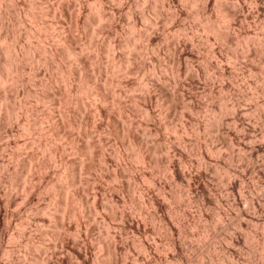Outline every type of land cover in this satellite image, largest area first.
<instances>
[{
    "label": "bare ground",
    "instance_id": "bare-ground-1",
    "mask_svg": "<svg viewBox=\"0 0 264 264\" xmlns=\"http://www.w3.org/2000/svg\"><path fill=\"white\" fill-rule=\"evenodd\" d=\"M12 1H17V3L20 2L19 4L21 5V7L26 6L25 8H27L23 9V7L18 9V17L15 20L14 17H16L17 15L14 14L15 16L13 17V22L8 19L10 17L4 18L7 17V15H2V11L4 10L2 6H4L7 2L12 5L10 3ZM16 1L7 0V2L5 3L3 2V0H0V58L3 59L0 60V109L2 110L0 111V134L1 131L3 132L4 130H9L16 118L19 117V120L21 121L20 116H22L23 123L20 124V128H22L21 132L24 133V136H28V138L30 139H26L31 142L24 147H28L30 149L31 155L29 159L27 158L28 161L26 164H24L26 160L21 161V164H24L26 167L25 169V167L23 166L24 170H26V172H23V174L25 173L26 176H23V178L21 175L22 179L21 183L19 182L20 185L18 184V182L15 183L16 181H20L16 180L20 179L19 177L15 179L16 176L14 174L16 169L14 170V167L12 169L6 167H10L13 163L6 166L0 165V184H3V187L0 186V264H73L74 261H72L73 259H71L73 256L77 259V264H128L129 258H131L130 260H132L133 258L135 261H132L136 262L137 264H156V262L160 263L161 260L165 261L167 264H173L174 262L181 264L183 262L189 263L191 262V259L188 258V255L195 250V252H199V254H201V257L202 255L205 256V250L202 249L203 246L200 247L199 243L201 241L203 242V244H205V240L203 239H205L206 231L205 223L203 225L201 224L202 226L199 225L201 228L200 230L199 227H196L197 224L196 226L193 225L197 223L196 221H193L194 223H192L189 220L190 214L188 212V207L192 205L198 206L197 208L200 209V215L203 218V216L206 214L205 205H207L208 202L209 204L211 203V201H208L211 199H206L208 197L210 198L211 196L215 197V199H212L215 202H212L217 204V208L220 210L219 214L221 218L220 216L218 218H220L222 222V224H220L222 226L223 234V250L227 253L226 255H228L227 257L226 255H224L225 257H223L220 264H239L237 261H235V259L237 256L239 257V255L236 253L241 252L238 251L236 253H231V251L234 245L236 243L238 244L240 237H243L242 244L243 242H245L251 245V254L258 252L259 248H257L256 245L260 244L261 242L257 243L255 238H257L256 236H258L259 234V232L258 234H256L258 228L260 229V226H262L263 224H261L260 226H258L259 224L254 226L255 224H253V221L255 220L254 215L256 216V211L259 209H257L256 207L257 203L255 204L254 201H251L252 198H250L251 200L248 199L250 200L248 201L249 203L247 201L246 204L245 202L243 203V201H245V198H242L243 196H241V190L239 193L237 188L242 189V187H244V184L246 182L244 181V179L246 178V175L250 177L254 176L255 179L257 177L258 181L259 179L261 181L264 180V156H257L260 153L264 154V143H261L260 140V142L255 141V133L257 132L255 128L256 126H254L249 115L246 114L247 111L240 105V99L242 97L240 98L239 96L235 98L234 96L236 95H232L234 99L230 98V92H232L231 89L234 88L232 86L234 75L232 74V80V76L231 79L229 78V74L231 72L228 73L230 64L229 66L223 65V63L217 58V60L221 62V64L217 62L221 66L219 67L220 70L217 72H219V77L223 81L222 82L220 80L222 85L219 89L222 96L217 93L219 98H221L217 100V96H215V94L213 95L215 91L212 92V89L209 88V90L207 89L208 93L206 95L207 101H199V91H201V89L205 91L206 87L204 83L205 80L202 77L206 76L205 71L196 72L198 68L193 71L194 68L192 67V64H195V61H198V58L204 59L205 56H197V45H195L193 41L194 38L191 40L187 37V34L189 33L186 32L188 31V26L186 24L189 23V20H191V22L192 20H194V26L192 27V23L190 24L191 26L189 25L191 27V30H194L193 32L196 33L198 31H201L207 35V39H209V37L211 39L212 37L213 41L216 42L215 44H219L221 46L220 49L223 48V52H226V55L222 54L226 58L225 61H229L230 57L235 61H238L241 58H257L258 55L262 53L260 52V49L256 47L259 46L260 40L256 41V38L251 39V37H249V23L253 21L252 23L255 24L254 21L257 22L260 19V15H264L262 14V11H264V6L262 5L264 4V2L262 1L264 0H236V2H234L235 0H157L156 2H153L151 0L153 4H151V8L153 7V11L157 12L159 10H157V7H161V9L165 10H162L160 13L158 11L161 20H158L156 22H153L150 20L151 18H148L149 13H141L140 17L137 15L141 11L137 13V11H135V8L140 6L141 1L143 2V4L148 2V0H140V3L137 2L134 5L131 4V6H128L127 13H124L127 14L128 18L130 17L132 19V21L130 22L131 24L128 22L130 28L128 26V23L126 22L128 27V30L126 29L127 31H120L119 29L121 27L118 28L119 25L117 24V21L115 19L116 14L122 11V7L119 8L115 6L116 1H119L121 3V1L123 0H115L114 4H112V0H81V8L78 6L80 8L78 11L79 13L76 9H74L76 11L71 12L72 5L69 6L71 4L69 2H73L72 0L66 2L69 3L68 6L70 10L67 8L68 6L65 8L66 3L63 2L64 0H55V2L57 1L56 4H51L50 8L48 6L49 9L41 11L42 14L46 15V17H53V21H57V23L55 24L59 25V27L61 28V32L59 33L60 36L57 35V37H59L57 42L59 41V43H55L58 44L57 46L52 43V46H54H51V48L49 47V49H42L41 46L44 45L43 43L40 46L41 49L37 47L33 48L34 50H41L40 53L38 52L40 55L41 53H43L44 56L46 54V57L43 60V64L47 66V68L49 67L48 69L51 68V70H53V75L55 76L51 75V81L48 82L47 80L49 79L46 80L48 83L43 82L42 78L41 80H39L40 78L36 80V78L40 75V68L38 65L42 63H38V61H36L39 57L34 60V62H36L35 66L33 64V67L30 65V68L32 70L30 71V74H32L33 72V77L32 75L30 77L29 75H26L28 77L25 76V69L23 64L26 61L28 54L31 53L32 47L31 45H27L26 43L24 44V40L26 42H30L31 39H35L38 36L41 37V35H43L41 31L44 32V30L40 31V29L44 25L41 26L43 24L42 23L39 30L36 28H27V25H30L28 24L29 22L27 21V19L31 18L28 16H32L33 14L28 10L31 3L28 4L26 0ZM158 1L160 3H158ZM86 4L89 8L88 12H90V15L86 13V15L88 14L87 17L84 16L83 12L85 9H87ZM250 4H254L255 6L251 7L249 6ZM13 5L14 7L16 6L15 3H13ZM6 10L7 8L5 6V11ZM211 10H215L214 12L217 13L216 17L213 16L215 13L213 14ZM109 11L111 12L109 13ZM74 12H77V14H74ZM163 12H166L165 17L164 15L162 17ZM156 14L155 16L158 15ZM67 19H70L69 21L72 20V23H70L73 25H71L73 28H69V22L66 23L64 21H67ZM139 19L142 20V22L143 20L145 22L147 21L146 25H144L145 27L143 26L144 30H141V32H138V25H140ZM152 20L155 21V19ZM161 22L165 23L164 26H166L168 22H171L170 24L171 26H173V30H171L173 32L171 33L170 31V33L168 34L167 31H164L167 35L163 32H160L159 27ZM185 22L187 23L185 24ZM63 23L69 26L66 27V25L64 26ZM93 26H98L99 28L97 27V30L99 29V31H97L96 33H99L103 37H105V39L102 37V39L105 40L103 43H100V40L102 39H100L99 42L97 39V41L95 40V36L97 35L91 34L92 32L90 33V31V34L87 32L90 28H93ZM233 27H237V32L234 33L233 31H231ZM81 29L83 33H85V31L87 30V36L80 33ZM123 29L125 28L123 27ZM75 32L77 34L79 32L81 36H77V34L75 35ZM119 32H121L124 36L123 41L119 38L121 36V33L120 36H118ZM193 34L190 37L194 36ZM43 37L46 36L43 35ZM86 37L87 40H85V42L83 38L86 39ZM258 38L261 37L258 36ZM8 40H11L12 42ZM40 40L41 39H39V41ZM140 40H143L146 44L144 47L142 46L143 49L145 51L149 50L148 52L150 54H153L152 56H154L153 58H150L151 62H148V64L145 63L147 60H143L144 57H142L141 59L142 53L144 52L143 49L139 50V47L137 46V41ZM8 42L9 44H12L9 45ZM202 42L204 41L202 40ZM37 44H39V42ZM37 44L36 46H38ZM196 44L199 45L198 42ZM121 46L126 49V51H124L127 53H125L126 55H123L124 53L121 52V56L119 55L120 57H118V55L115 53L116 50L120 49L119 47ZM164 49L168 52V55L170 57V64L168 63L169 65H163V62L159 59L158 56V54L163 53L161 51ZM33 54L29 55V58L32 57ZM104 54L106 55V58H108L109 56V58H111V61L109 60L111 63L107 66H103L106 65L104 60L103 61L105 64H101V59H103L101 58V56ZM163 55L164 54H162V56ZM33 57L31 58L32 60ZM162 59H164L165 61V58ZM220 59L222 60V58ZM2 61L3 64L6 63V66H2ZM203 61L205 62V60ZM210 63L211 62H209V64ZM225 63H227V61ZM43 64L41 65L44 66ZM262 70L261 75L264 79V71ZM19 71H21L22 73ZM201 72H203V74ZM234 73L236 72L234 71ZM236 74H238V72ZM19 75L21 76V78H19ZM132 75L136 77L138 76L140 78L137 81H135L134 79V81H131L129 80V77ZM243 78L241 79L243 80ZM58 79L60 80V82H63V84H65L66 82L67 90L65 89L64 91V89H58L59 91L57 93L59 94L55 93V95L49 91L52 90V88L55 89L58 87ZM202 82L204 84H202ZM18 83H20L21 87H23V90L21 91V96H23V98H21L22 100L20 99L19 101H17V99H14L15 97H17L15 96L16 93H14V98L11 97L12 92L10 93V91L15 90L14 88L18 85ZM115 84L118 85V88L120 89H118V95H114L116 97H113L112 95L111 98V91H109V88L111 86L113 87V85ZM55 85L57 87H55ZM47 87L49 89L51 88L48 91V94L51 93L48 98L47 92L44 91V93L46 92V95L43 94L41 90V88L43 90L45 88V90H48ZM242 87L244 88L245 86L243 85ZM60 91H64L65 93L63 92L62 94V92ZM134 91H137V94H135ZM132 92L135 95H132ZM138 92L141 93L139 94ZM239 92L241 93L240 90ZM240 93L237 95H240ZM202 95L204 96L205 94ZM90 96L96 97L98 101V105L96 104L97 106L95 105L96 107L94 106V108H96L95 111L98 114L97 116H99L102 120L101 125L98 126L99 128H97L102 132L103 137L101 136V138H99L101 134L98 135L99 137L95 136L97 135V133L95 134V132H93L95 130L92 129L91 131L89 129L90 125L92 124L90 122V118L88 119V116L86 118V115H88L86 113H89L90 116L91 112H89L88 110V112H84L86 109L84 108L86 107L85 103H87ZM44 97L47 99L44 100ZM124 97L127 98H125L127 102L130 101L135 105L130 106V104L125 101ZM231 99L232 101H234L233 103H231L232 101L229 103ZM7 100H11V103L13 102L12 100H16L17 102H14L13 105L10 104V106L7 103ZM46 100H51L57 106L58 110L56 108L54 109L57 110V116L54 113L55 111L52 112L53 114H51V110L49 111L46 108H40L44 107L41 105H45L44 103ZM110 101H113L114 104L111 105L112 108L116 106L115 108L118 109L119 113L118 111L114 112L111 108H109L110 106L107 107V103H111ZM48 103L46 104L48 105ZM39 104L41 105L39 106ZM72 106H75V109L72 108L71 111L69 109ZM261 107V115L264 116V109H261ZM115 108L114 110L116 111ZM80 110H82L81 112H84L86 115L83 116L80 114L81 116H83L82 118H80L81 120H78V118L74 119L73 116L76 117V115L80 113ZM183 110L185 112H181ZM257 110L255 109V111ZM70 111L73 113L75 112L74 115L70 114ZM115 113H118V115H116ZM136 117L142 118L143 122H140V120L139 122L135 121ZM158 117L161 119V121H159ZM85 118L89 121L87 122ZM181 120H183V122L185 123L183 127H179L180 124L178 125L179 121L182 122ZM91 121L94 122V120ZM89 122L90 125L88 124ZM88 129L90 130V132H88ZM74 130L77 131L79 135L76 136L77 133L74 132ZM99 130L97 132H99ZM164 131H166L167 134H173L175 139L172 135L171 136L175 141H172V139H170L167 134H163ZM14 136L15 135H13V137ZM107 136H110V138L113 137L112 139H114L118 144V147L117 149H115L114 153L113 150H111V146V153L108 150L109 148L106 149V142L108 141ZM160 136L162 137V141H165L166 147L161 146L162 144L159 145L160 141L158 142L157 140L161 139L159 138ZM82 137L89 140H82ZM190 137H193V139H190ZM207 137L211 139L214 138L216 140L221 139L224 145L228 146L227 149H231L230 154L225 155L224 153L223 165L226 166L225 169H228V171H226L225 173L226 179H224V181L222 177L220 178V181H223L224 183V188L222 187L223 183L220 184V182H218L223 188L220 191L218 190V188H216L217 186H214L212 183V181L214 180V175L216 176L218 173L217 169H215L216 165H212L214 167H210L208 166V161L214 157L213 155L216 154L221 157L222 152L214 147L209 148V146H207L208 144H206L207 142L204 143L202 141L203 139L205 141ZM1 139L2 137L0 138V143L2 144ZM150 140H152L153 142ZM58 142H61V145H57ZM15 145L18 144L15 143ZM235 145L239 146L240 150L244 152V154H237L238 156L235 155V152H233V147ZM188 150L190 152L194 151L195 156L198 157V160H193V157H191L192 153L188 152ZM67 151H70L72 154L77 156L78 160H68ZM161 153H164V155L166 156H164L163 154L162 156H160ZM219 153L221 154V156ZM226 153H229V151H227ZM25 154L27 155V153ZM48 154L51 158H48ZM113 154L115 155V157L112 156ZM19 156L21 155H13L17 164L20 163ZM163 156L164 158H162ZM216 157L218 156H215V158ZM213 160L216 161V159ZM112 163L114 165L116 163L115 166H117V170L113 169L115 171H111L109 169V166H111ZM236 163H238V166L236 165ZM218 164L221 163L218 162ZM231 165H236L234 166V168L237 167V169L235 168L236 170H231ZM139 167H141V170H143V174L140 177L136 176V178L133 175V172H137V168ZM167 171L168 174L170 172L172 178V182L170 181L171 184H168L169 182L166 181L168 182L167 184L169 186L166 185V182L163 183V181L161 180V176ZM223 172L222 174H224ZM207 178H210L209 181L205 180ZM129 179L134 183L129 181ZM107 183H109L110 186H112V183L113 187H108ZM183 186L185 189L187 188V190H183ZM249 189L251 190V188ZM138 191L142 192L143 196L145 195L148 197V202L153 209V214H151L150 211H148L150 213L147 214V210L143 208L140 201L136 198L137 196L135 195V193H137ZM17 192H19L20 195ZM215 195H217L218 198ZM184 196L185 198L187 196V199H184ZM40 199H43L44 202L46 200L45 205H43L42 203L41 205L39 204V202L42 201H40ZM243 204H245L244 208ZM247 204L248 207H246ZM261 207L263 206L261 205ZM263 209L264 208H262V210ZM23 210H27L26 212H28V214H26V216H24L25 213H23L24 215L22 214V212H24ZM97 212L105 213V224L103 225H106L107 228L110 229V226L112 225L116 226L117 232L115 231L114 235L111 236L109 235L110 233L107 234L109 237H112H110L109 239V237L107 236L108 239L111 240L110 243L106 241L107 238L105 239V236L102 237L99 236V234L97 235L96 233V230L99 227L95 218V214L98 215ZM160 212H166L167 216H159ZM232 213L235 214H233L235 219L234 217H232ZM39 214L42 215L40 216ZM36 215L38 217H42L43 215L45 217L47 216L49 219L46 217L41 218V220H48L49 225L51 222L50 220H55V222H57L56 224L54 221H52L55 223V225H53L56 228L52 225L55 229V231L53 230L52 232V236L55 241L54 244L52 243V241V244H50L49 242V245H51L49 247L50 251L46 250V248L49 246L47 245L43 252V249L41 247L44 246H41L40 244L43 243L42 236L46 234L48 235L51 232H48L47 229V232H45V230L41 228L45 225L41 220L39 221H41L44 225L40 227L41 224H37L39 221L36 222V220H38L37 217H34ZM138 215H144V220L149 219V222L157 221L160 227L158 229L166 230L164 232L167 233V236L169 235L168 243L171 250V255L169 254L168 256V254L166 253L164 257L159 256L157 254L159 248H155L154 244L148 243L146 240V242H144V240L143 242L139 241L140 243L137 244V241L134 240L132 242L130 241L129 243V235L136 234L137 237L138 235L144 237L148 235V232H150L148 231L145 223L147 220L145 222L144 220H140ZM243 216H246V220L248 219L249 221L247 220V222H244V219L242 223L238 222L241 219L243 220ZM34 218H36V220ZM232 218L234 220H232ZM202 221L205 222V220ZM15 222H18L20 224L21 229L17 231V235L15 234L13 236H10L8 231L12 228V226H14ZM220 224L218 225L220 226ZM252 224L254 227L251 226ZM28 226L30 228H34L35 231L31 229L30 230L38 233V235H41L40 237L42 238V240L41 238L39 239L38 237H36L35 233L33 236L31 234H27L28 231L26 230H28ZM233 227H238L239 231L244 230V228L245 230H252L253 234L248 232V235L249 233L250 235L244 236L245 234L243 233H240L241 235H239L238 231V233L235 232L237 233V235L233 234L235 230V228ZM73 228L76 231H74ZM155 228L157 229V227ZM109 229L105 230L108 231ZM232 229L234 230L231 233ZM49 230H51V228ZM72 230L75 233L77 232V235H73V233L71 234ZM155 230L153 231V233L155 232ZM14 232H10V234H14ZM80 233L84 234L82 235L83 238L80 236L82 239H75L78 237V235H80ZM195 236L198 237V241L200 240L198 243L199 247L193 245L194 243L192 244V242H189V239L194 238ZM45 237L46 236H44V238ZM10 239L16 241L14 243L13 241L7 242V244L11 243V246L12 243L14 244L13 248L10 246V248L12 249L8 248L9 244L7 245V247L5 245V242ZM45 240L48 239L46 238ZM93 242L100 245L99 250L103 252H100L101 255L99 253L98 256L96 252L95 253L97 255L95 253H92L95 249ZM262 242H264V239H262ZM46 243L48 244V242ZM21 247L24 252V255L21 254L22 256L17 255V253L20 252L19 250H21ZM96 247L98 248V246ZM262 247L264 248V245ZM133 248H137L138 250H140L139 253L135 254L136 257L131 255L134 252ZM255 248H257L258 250ZM65 249H69L72 252V257L70 258L69 256L71 260L68 258L69 260L65 261L63 257L65 255ZM131 250L133 252H131ZM67 254L68 253H66V255ZM93 254L97 257L93 256ZM229 254L232 258H230ZM241 255H243V253ZM253 256L255 255L253 254ZM94 257L95 259H92ZM251 257L248 262L245 259L248 264L251 263Z\"/></svg>",
    "mask_w": 264,
    "mask_h": 264
},
{
    "label": "rangeland",
    "instance_id": "rangeland-1",
    "mask_svg": "<svg viewBox=\"0 0 264 264\" xmlns=\"http://www.w3.org/2000/svg\"><path fill=\"white\" fill-rule=\"evenodd\" d=\"M16 1V0H15ZM29 1V2H28ZM67 1H69V0H64L63 2H67ZM73 2H69V3H71L70 5H69V3H64L66 6H65V8L69 5V6H71V12L72 11H76L77 10V12L79 11V9L81 8L80 7V5H81V0H72ZM112 1H113V3H112ZM111 1V3L112 4H114V2H115V0H112ZM129 1V2H128ZM136 1V2H135ZM153 2L155 1H157V0H152ZM152 1L151 0H148V2L147 3H145V4H143V2L141 1V3H140V0L139 1H137V0H123V1H121V3L119 2V1H116V4H115V6L116 7H119V8H121L122 7V13L120 12V13H118V14H116V21H117V24L119 25V27L118 28H120L119 30L120 31H125L126 29L128 30V27H127V23L129 22H131L132 21V19L129 17L128 18V16H127V14H124V13H127V9H128V6H131V4L132 5H134V4H136L137 2L138 3H140V6H138L137 8H135V11H137V13L139 12V11H141V12H139L137 15L140 17L141 15V13H149L148 15H149V19L151 20V21H153V22H156V21H158V20H161V17L159 16V13L163 10V9H161V7H157V10L159 11V13H158V11L156 12V11H153L152 10V8H151V6L153 5L152 4ZM3 2H7V0H3ZM9 2V1H8ZM2 3V4H5L4 6H2V8H4V10L2 11L3 13H2V15H4V16H6L7 15V17H4V18H8V17H10V18H8L9 20H11L12 22H13V19L15 18V20H16V18L18 17V13H19V11H18V13H17V10L18 9H20V8H23V7H21V5L19 4L20 2H18L17 3V1L16 2H10L12 5H10L9 3ZM26 2L28 3V4H30V8L28 9L29 11H31L33 14H32V16H28V17H31V18H29V19H27V21L29 22L28 24H30V25H27V28H36V29H38L39 30V28H40V25L41 26H43V27H41V29H40V31L41 30H44V32L43 31H41L42 32V34L44 35V36H46V37H43V35H41V37L40 36H38V37H36L35 39H31L30 40V42L28 41V42H26L25 40H24V44L26 43L27 45H31V47H32V50H34L33 48H35V47H37V48H39V49H49V47L51 48V46H52V43L54 44V45H58V44H55V43H59V41L57 42V40H58V38L59 37H57V35L58 36H60L59 35V33L61 32L60 31V27H59V25H57V24H55V23H57V21H53V17H49V16H47L46 17V15L45 14H42V11H45V10H47V9H49L50 8V6H51V4L53 5V4H56V2H55V0H26ZM118 2V3H117ZM234 2H236V0L234 1ZM262 2H264V1H262ZM13 3H15V7H16V11H15V7H14V5H13ZM79 3V4H78ZM158 3H160L159 1H158ZM252 3V2H251ZM50 4V5H49ZM121 4V5H120ZM130 4V5H129ZM144 6H143V5ZM152 4V5H151ZM9 5V6H8ZM35 5V6H34ZM42 5H43V7H42ZM76 5V6H75ZM118 5H120V6H118ZM124 5V6H123ZM127 5V6H126ZM253 5V6H252ZM263 6H264V4H262ZM5 6H6V8H7V10L5 11ZM17 6H18V8H17ZM39 6V7H38ZM48 6H49V8H48ZM69 6L67 7L68 9H69ZM80 8H79V7ZM86 6H87V4H86ZM110 6V5H109ZM126 6V7H125ZM150 6V7H149ZM158 6H159V4H158ZM161 6V5H160ZM249 6H251V7H254L255 5L254 4H250ZM26 7V6H25ZM23 8V9H27V8ZM76 7V8H75ZM135 7H136V5H135ZM146 9H145V8ZM46 8V9H45ZM72 8H73V10H72ZM87 9H85L83 12H84V16H88V14L90 15V12H88V10H89V8H88V6L86 7ZM148 8V9H147ZM14 9V10H13ZM74 9H76V10H74ZM152 11H150V10ZM161 9V10H160ZM42 10V11H41ZM70 10V9H69ZM87 10V11H86ZM111 10V9H110ZM193 10V9H192ZM212 10H213V8H212ZM211 10V12L214 14L215 12V10L214 11H212ZM126 11V12H125ZM163 11H165V10H163ZM6 12V13H5ZM11 12V13H10ZM35 12V13H34ZM77 12H74V14H77ZM111 11H109V13H110ZM151 12V13H150ZM264 11H262V14H264L263 13ZM7 13H9V14H7ZM79 13V12H78ZM86 13H88L87 15H86ZM154 13V14H153ZM158 15H157V14ZM166 13V12H165ZM165 13L163 12V14H162V17H163V15H164V17H165ZM17 15L16 17H14L15 15ZM31 14V13H30ZM120 14V15H119ZM155 14L157 15V16H159V17H157V16H155ZM45 15V16H44ZM147 15V16H148ZM216 15H217V13H215L213 16L214 17H216ZM119 16V17H118ZM261 16H262V18H261ZM14 17V18H13ZM36 19H35V18ZM39 17V18H38ZM43 17V18H42ZM128 19H127V18ZM43 19V20H41V19ZM125 18V19H124ZM156 18H157V20H156ZM131 19V20H130ZM152 19H155V21L154 20H152ZM34 20V21H33ZM47 20H48V22H47ZM70 19H67V21L66 20H64L66 23H68V24H70V26L69 25H67V24H64V26L66 25V27L67 26H69V28L71 27V28H73L72 26V20L71 21H69ZM122 22H121V21ZM126 20V21H125ZM140 20V19H139ZM115 21V22H116ZM259 21V22H258ZM257 22L256 21H254L255 22V24L254 23H252V22H250L249 23V31H250V35H249V37H251V39H255L256 38V41L257 40H260L259 42L261 43H259V46H256L257 48H259L260 49V52H262V53H260L259 55H260V57H259V55H258V57L256 58H248V59H240V60H238V61H235L233 58H229L230 60L228 61V60H226L227 61V63H225L226 61H225V56L224 55H226L225 53L226 52H223V50L222 49H220L221 48V46L219 45V44H215L216 42H214L213 41V39H212V37H211V39H210V37H209V39H207L206 37H207V35L206 34H204L203 32H201V31H198V32H193L192 30H191V25H192V27L194 26V20H192V22H191V20H189V23H187V22H185V24L188 26V27H190V28H188L187 27V30L188 31H186L187 33H189V34H187V37L189 38V39H193V41H194V43H195V45H197L196 46V50L198 49V54H197V56L198 57H202V56H205L204 57V59L203 58H198V61H195V64L193 63L192 64V67L194 68L193 69V71H195L197 68H198V70L196 71V72H200V71H205V76L206 77H202V78H204V80H205V85H206V87H205V91L203 90V89H201V91H199V93L201 94H205L204 96L201 94H199V101H207V97H206V95H207V93H208V90H209V88L210 89H212V92H214L213 93V95L215 94V96H217L216 97V99L217 100H219L220 98H219V96H218V94H220V96H222L221 95V93H220V88H221V85H222V83H221V81H222V79H220V77H219V72H217V71H219L220 69H219V67H221L220 66V64H221V62L223 63V65H228L229 66V64H230V66H229V69H228V73H230L229 75H230V79H231V76H232V80H233V75H234V81L232 82V86L234 87V88H232L231 89V91L232 92H230V95H231V97L230 98H232V99H234V97L236 98V97H239L240 96V105H241V107L242 108H244L247 112H246V114H248L249 115V117L251 118V120H252V122H253V124H254V126H256L255 128H256V133L258 134H256L255 133V141H258V142H260L261 141V143H264V116H262L261 115V111H260V107H261V109H264V79H263V76L261 75V70L262 71H264V15H260V19L258 20ZM15 22V21H14ZM38 22V23H37ZM71 22V23H70ZM127 22V23H126ZM145 21L143 20V22H142V20H140L139 21V24L140 25H138V27H139V31L138 32H141V30H144V25H146V22L144 23ZM149 22V21H148ZM152 22V23H153ZM38 25H36V24ZM45 23V24H44ZM47 23H48V25H47ZM129 23H128V26H129V28H130V25H129ZM171 23V22H170ZM169 22H168V24L166 25V26H164V24L165 23H162L161 22V24L163 25H161L160 24V32H163L164 34H166L164 31H167V33L169 34L170 33V31H171V33L173 32L172 30H173V26H171V24H170ZM192 23V24H191ZM53 24V25H52ZM131 24V23H130ZM142 24V25H141ZM173 24V23H172ZM191 24V25H190ZM253 24V25H252ZM257 24V25H256ZM35 25V26H34ZM55 25H57V26H55ZM72 25V26H71ZM121 25V26H120ZM125 25V26H124ZM190 25V26H189ZM33 26V27H32ZM144 26V27H143ZM256 26V27H255ZM259 26H261V27H259ZM38 27V28H37ZM48 27V28H47ZM97 27L98 26H93V28H90L87 32L89 33V31H90V33L91 34H94V35H97V36H95L96 38H95V40L97 39L98 40V42H99V40L100 39H102V35L101 34H97L96 32L97 31H99V29L97 30ZM123 27L125 28V29H123ZM165 27V28H164ZM172 27V28H171ZM250 27H252V28H250ZM43 28V29H42ZM99 28V27H98ZM141 28H143V29H141ZM168 28V29H167ZM234 28V29H233ZM232 29H231V31H233L234 33L235 32H237V27H233ZM256 28H257V30H256ZM261 28V29H260ZM88 29V28H87ZM166 29V30H165ZM170 29V30H169ZM172 29V30H171ZM260 31H259V30ZM17 30H18V28H17ZM57 30V31H56ZM126 30V31H127ZM191 30V31H190ZM253 30V31H252ZM85 31V33H83V31H82V29H81V31H80V33L82 34V35H85V36H87V32ZM255 31H259L258 33L257 32H255ZM23 32V31H22ZM46 32V33H45ZM51 32V33H50ZM195 33V34H193V33ZM255 32V33H254ZM53 33V34H52ZM58 33V34H57ZM80 33L78 32V34L75 32V35L77 34V36L78 35H80ZM89 33V34H90ZM120 33L121 32H119V35L118 36H120ZM257 33V34H256ZM48 34V35H47ZM194 35V36H192V37H190L191 35ZM197 34V35H196ZM253 34H255V35H253ZM167 35V34H166ZM200 37H199V36ZM205 35V36H204ZM259 37H261V38H258V36ZM262 35H263V37H262ZM81 36V35H80ZM79 36V37H80ZM85 36H83V37H85ZM101 36V37H100ZM253 36H255V37H253ZM43 37V38H42ZM56 37H57V39H56ZM100 37V38H99ZM123 34L121 33V36L119 37L120 39H122V41H123ZM47 38V39H46ZM49 38H50V40H49ZM104 39H105V37H103ZM39 39H41L40 41H39ZM44 41H43V40ZM104 39H102V40H100V43H103L105 40ZM119 39V40H120ZM198 39V40H197ZM201 39V40H200ZM45 40H46V43H45ZM53 40V41H52ZM56 40V41H55ZM83 40L85 41V40H87V37H86V39L85 38H83ZM96 40V41H97ZM197 40V41H196ZM202 40L204 41V42H202ZM206 40V41H205ZM8 41H11V40H8ZM48 41V42H47ZM208 41V42H207ZM12 42V41H11ZM10 42V43H11ZM39 42V44H37ZM41 42V43H40ZM86 42V41H85ZM199 43V45L198 44H196V43ZM202 42V43H201ZM206 42V43H205ZM212 42V43H211ZM34 43V44H33ZM42 43L44 44V45H42ZM84 43V42H83ZM204 43V44H203ZM214 43V44H213ZM7 44V43H6ZM8 44H9V42H8ZM12 44V43H11ZM11 44H9V45H11ZM36 44L38 45V46H36ZM203 44V45H202ZM42 45V46H41ZM53 45V46H54ZM146 44L144 43V41L143 40H140V41H137V46L139 47V50L141 49H143V47L145 46ZM205 45V46H204ZM216 45V46H215ZM40 46H41V48H40ZM43 46H45V47H43ZM52 46V47H53ZM141 46V47H140ZM143 46V47H142ZM198 46H199V48H198ZM215 46V47H214ZM30 47V46H29ZM60 47V46H59ZM122 47V46H121ZM121 47H119L120 49H117L116 50V53L115 54H117L118 55V57H120L121 56V54L122 53H124L123 55H126L125 53H127V52H125L126 51V49H124L123 47V49L121 48ZM202 47V48H201ZM205 47V48H204ZM209 47V48H208ZM219 49H218V48ZM263 48V49H262ZM146 49V48H145ZM31 50V53H29L28 54V57H27V59L29 58V55H31V54H33L32 55V57H33V60L31 59L32 57H30L28 60L26 59V61L24 62V73H25V76L26 75H29V77L32 75V77H33V72H32V74H30L31 72L30 71H32L31 70V66L33 67V65L35 66V64H36V62H34V60H36L38 57V59L36 60V61H38V63L40 62H42L41 64H43L44 63V58L46 57V54H45V56H44V54L43 53H41V55L39 54L40 52H41V50L39 51V50H34V51H32ZM118 50H120V51H118ZM122 50V51H121ZM125 50V51H124ZM138 50V51H139ZM200 50V51H199ZM209 50V51H208ZM211 50H212V52H211ZM220 50V51H219ZM222 50V51H221ZM124 51V52H123ZM147 51V52H146ZM144 50L143 49V52L145 53H142V56H141V59H142V57H144L143 58V60H147L146 62L145 61H143V62H145L146 64H148V62L150 63L151 61H150V58H153L154 56H152L153 54H150L148 51L149 50ZM203 51V52H202ZM37 52V53H36ZM39 52V53H38ZM120 52V53H119ZM122 52V53H121ZM161 52H163V53H160V54H158V56H159V59L163 62L162 64L163 65H169L170 63H169V60H170V57H169V55H168V52L164 49V50H162ZM199 52H200V54H199ZM213 52H214V54H213ZM167 53V54H166ZM210 53V54H209ZM218 53H221V54H218ZM38 54V55H37ZM149 54V55H148ZM162 54H166L165 56L163 55L162 56ZM205 54V55H204ZM222 54H224V55H222ZM263 54V55H262ZM36 55V56H35ZM40 55V56H39ZM120 55V56H119ZM123 55H122V57H123ZM144 55V56H143ZM214 55V56H213ZM218 55V56H217ZM224 57H222V56ZM104 56V57H103ZM109 56V55H108ZM107 56V57H108ZM0 57H1V54H0ZM36 57V58H35ZM43 57V58H42ZM110 57V56H109ZM106 58V55L104 54V55H102L101 56V58H103V59H101L102 61H101V64L103 65V64H105L106 63V65H103V66H107V65H109L111 62V58ZM147 57H148V59H147ZM35 58V59H34ZM42 58V59H41ZM106 58V59H105ZM162 58H165V61H164V59H162ZM169 58V59H168ZM217 58L221 61H219V60H217ZM220 58H222V60L220 59ZM260 58V59H259ZM108 59V60H107ZM200 59V60H199ZM205 60V62L203 61V60ZM233 59V60H232ZM255 59V60H254ZM0 60H3V59H1L0 58ZM32 60V61H31ZM40 60H42V61H40ZM105 61V63H104V61ZM107 60V61H106ZM110 60V61H109ZM168 60V61H167ZM202 60V61H201ZM224 60V61H223ZM47 61H48V59H47ZM244 61V62H243ZM32 62V63H31ZM201 62V63H200ZM204 62V63H203ZM209 62H211L210 64H209ZM217 62H219L220 64H218ZM237 64H236V63ZM30 63V64H29ZM169 63V64H168ZM225 63V64H224ZM246 65H245V64ZM1 64H3V61L1 62ZM33 64V65H32ZM41 64H39L38 66H39V68H40V75L36 78V80H38L39 78V80H41V78H42V80H43V82H45V83H48V82H50L51 81V78H52V76H55V75H53L54 73H53V70H51V68L50 69H48L47 68V66H45L44 64V66H42ZM198 64H200V65H198ZM203 64V65H202ZM206 64V65H205ZM208 64V65H207ZM218 64V65H217ZM249 64V65H248ZM251 64V65H250ZM6 66V63H4L2 66ZM31 65V66H30ZM201 65H202V67L204 68H202L201 67ZM232 65V66H231ZM254 65V66H253ZM1 66V65H0ZM29 68H28V67ZM201 67V70H200V67ZM206 66V67H205ZM247 66H249V67H247ZM256 66V67H255ZM259 66V67H258ZM44 67H46V68H44ZM208 67V68H207ZM237 67V68H236ZM241 67V68H240ZM245 67V68H244ZM232 68V69H231ZM256 68V69H255ZM262 68V69H261ZM30 69V70H29ZM43 69V70H42ZM49 71H48V70ZM203 69V70H202ZM211 69H213V70H211ZM242 69V70H241ZM251 70V71H250ZM254 70H255V72H254ZM258 70V71H257ZM26 71V72H25ZM234 71L237 73L238 72V74H236V73H234ZM248 71V72H247ZM19 72H21V71H19ZM19 72H18V74H19ZM27 72H28V74H27ZM46 72V73H45ZM207 72H209V73H207ZM241 72V73H240ZM22 73V72H21ZM20 73V74H21ZM44 73V74H43ZM51 73V74H50ZM167 73V72H166ZM202 74H203V72H201ZM244 73V74H243ZM247 73V74H246ZM249 73V74H248ZM253 73H255V74H253ZM259 73V74H258ZM48 74V75H47ZM211 74V75H210ZM233 74V75H232ZM22 75V74H21ZM52 75V76H51ZM236 75V76H235ZM241 75V76H240ZM244 76V78H243V76ZM255 75V76H254ZM18 76V75H17ZM20 76V75H19ZM43 76V77H42ZM49 76H51V77H49ZM239 76V77H238ZM246 76V77H245ZM26 77H28V76H26ZM45 77H47V78H45ZM131 77V78H130ZM129 77V80H131V81H137L140 77H136V76H134V75H132V76H130ZM136 77V78H135ZM215 77V78H214ZM218 77V78H217ZM238 78V79H236V78ZM259 77V78H258ZM19 78H21V76L19 77ZM24 78V77H23ZM54 78V77H53ZM241 78H243V80L241 79ZM45 79V80H44ZM47 79H49V80H47ZM56 79V78H55ZM134 79V80H133ZM215 79V80H214ZM48 82H47V81ZM221 80V81H220ZM238 80V81H237ZM253 80V81H252ZM212 81V82H211ZM229 81H231V80H229ZM58 82H60V80L58 79ZM57 82V86L55 85V87H57V88H52V90H50L48 87H47V89L48 90H43L42 88H41V90H42V92H43V94H46V92H47V94L49 93V92H51L52 94H59V93H57L60 89H64V91H65V89H66V86H67V84H66V82H65V84H63V82H60V83H58ZM202 82V84H204ZM223 82V81H222ZM241 82H243V83H241ZM252 82V83H251ZM254 82H256V83H254ZM62 83V84H61ZM212 85H211V84ZM238 83V84H237ZM32 84V83H31ZM60 84V85H59ZM253 84V85H252ZM245 86L244 88L242 87V86ZM16 86V85H15ZM62 86V87H61ZM115 86V87H114ZM117 86V87H116ZM211 86H213V87H211ZM54 87V86H53ZM59 87H61V88H59ZM65 87V88H64ZM119 86L118 85H113V87L111 86L110 88H109V91H111V98H112V95H113V97H116V96H114V95H118V89H120V88H118ZM216 87H218V88H216ZM20 90H19V89ZM23 87H21V85H20V83H18V85L14 88L15 90H13V91H10V93L12 94V96L11 97H13L15 94L14 93H16V95L15 96H17V97H13L14 99H17V101H19L21 98H23V96H21L22 95V89ZM241 88V89H240ZM59 89V90H58ZM111 89H114V90H111ZM115 89H117V90H115ZM208 89V90H207ZM236 89V90H235ZM259 89V90H258ZM16 90H18V91H16ZM50 90V91H49ZM54 90H57V91H54ZM67 90V89H66ZM235 90V91H234ZM239 90L241 91V93L239 92ZM243 90V91H242ZM262 90V91H261ZM44 91H46L45 93H44ZM49 91V92H48ZM63 91V92H64ZM113 91V92H112ZM116 92V94H115V92ZM204 91V92H203ZM249 91V92H248ZM257 91H258V93H257ZM260 91V92H259ZM41 92V91H40ZM60 92H62V91H60ZM63 92H62V94H63ZM236 92V93H235ZM1 93V92H0ZM10 93H9V96H10ZM19 93V94H18ZM50 93V94H51ZM65 93V92H64ZM66 93H67V91H66ZM110 93V92H109ZM114 93V94H113ZM134 93L135 94H137V91H134ZM133 92H132V95L134 94ZM139 94L141 93V92H138ZM218 93V94H217ZM232 93V94H231ZM240 93V95H237V94H239ZM248 93V94H247ZM257 93V94H256ZM260 93V94H259ZM46 94V95H47ZM50 94H48L47 95V98H48V96L50 95ZM55 94V95H56ZM134 94V95H135ZM241 94H242V96H241ZM263 94V95H262ZM1 95V94H0ZM19 95V96H18ZM46 95H45V97H46ZM65 95V94H64ZM130 95V94H129ZM232 95H236V96H232ZM248 95V96H247ZM251 95V96H250ZM245 96V97H244ZM262 96V97H261ZM43 98L44 100L45 99H47V98ZM204 97V98H203ZM205 97H206V99H205ZM248 97V98H247ZM254 97V98H253ZM10 98V97H9ZM8 98V99H9ZM126 97H124V99H125ZM203 98V99H202ZM246 98V99H245ZM256 98V99H255ZM89 100L87 101V103H88V106H87V103H85V106L86 107H84V108H86L85 109V111L84 112H91L90 113V116L92 117H90L89 116V113H86V114H88V115H86L84 112H81L82 110H80L79 112V114H77L76 115V117L75 116H73V118L74 119H76V118H78V120H81L80 118H82L83 116H85L86 115V118H87V116H88V119L90 118V122H91V124L93 125L94 123V125L92 126V125H90V122L88 123L89 125H90V127H89V125H88V127H89V129L92 131V129L93 130H95V131H93V132H95V134L97 133V135H95V136H98L99 134H101L100 135V137L99 138H101V136H102V132L99 130V129H97V128H99L98 126H100L101 125V123H102V120H101V118L99 117V116H97L98 114L96 113V111H95V109L96 108H94V106L97 104L98 105V101H97V99H96V97H92V96H90V98H88ZM123 99V100H124ZM127 99V98H126ZM126 99H125V101H126ZM232 99L229 101V103L232 101ZM249 99H250V101H249ZM22 100V99H21ZM111 100V99H110ZM129 100V99H128ZM236 100V99H235ZM239 100V99H238ZM246 100V101H245ZM252 100V101H251ZM262 100V101H261ZM8 101V100H7ZM13 102L11 103V100H9L7 103L10 105V104H14V102H17L16 100L14 101V100H12ZM47 101V102H46ZM45 101V105H41V104H39V106L41 105V106H44V107H40L41 109L42 108H46V109H48L49 111L51 110V114H53L52 112H54L55 113V115L57 116V114H56V112H57V106L51 101V100H46ZM96 101V102H95ZM258 101V102H257ZM10 102V103H9ZM21 102V101H20ZM48 102H50V103H48ZM52 102V103H51ZM111 103H107V107H109V108H111L114 112H117L118 111V109H116L114 106V108L116 109V111L114 110V108H112V106L111 105H114L113 104V101H110ZM127 102V101H126ZM234 101H232L231 103H233ZM254 102V103H253ZM257 102V103H256ZM46 103H48V105L46 104ZM128 104H130V106L132 105V106H134L135 104H133L132 102H130V101H128L127 102ZM256 103V104H255ZM53 104V105H52ZM91 104V105H90ZM263 104V105H262ZM35 105V104H34ZM33 105V106H34ZM46 105H47V107H46ZM96 105V106H97ZM242 105H244V106H242ZM246 105H247V107H246ZM261 105V106H260ZM11 106V105H10ZM52 106V107H51ZM89 106H91V107H89ZM95 106V107H96ZM258 106V107H257ZM75 106H72L69 110H71L72 111V108L73 109H75L74 108ZM87 107H89V108H87ZM57 109V110H54V109ZM248 108V109H247ZM93 109V110H92ZM255 109L257 110V111H255ZM88 110V111H87ZM248 110H250V111H248ZM252 110V111H251ZM0 111H2L1 109H0ZM47 111V110H46ZM70 111V114H72V115H74V113L73 112H71ZM93 112V113H92ZM95 112V113H94ZM181 112H185L184 110L183 111H181ZM253 112H255V113H253ZM118 113H119V111H118ZM118 113L116 114V115H118ZM251 113V114H250ZM83 115V116H81V115ZM94 114V115H93ZM254 114V115H253ZM72 115H71V117H72ZM20 116V115H19ZM79 116H81V117H79ZM21 117V121L19 120V117L18 118H16L19 122H21V123H19L16 119L13 121L14 123L11 125V127H10V129L9 130H4L3 132L1 131V134H0V138L2 137V139H1V142H2V144L0 143V165L1 166H3V165H8V164H12L10 167L9 166H6L7 168H10V169H12L13 167V169L15 170V179L16 178H20V179H16V180H20V181H16L15 183H17L18 182V184L20 185V183H21V175H22V177L23 176H26V174L24 175L23 174V172H26V170H24V168H23V166L25 167V165L24 164H26L27 163V158L29 159L30 158V153H31V151H30V149L27 147H24L25 145H28V143H31L29 140H27V139H30V138H28V136H24V133H22L21 131H22V128H20V124H22L23 122V117L22 116H20ZM99 117V118H98ZM262 117V118H261ZM85 118V119H86ZM138 118V119H137ZM159 118V117H158ZM253 118V119H252ZM257 118V119H256ZM260 118V119H259ZM88 119H86V121L88 122L89 120ZM91 120H94V122L93 121H91ZM100 122H99V121ZM139 120H140V122H143V120H142V118H140V117H136L135 118V121H137V122H139ZM202 120V119H201ZM16 121V122H15ZM98 121V122H97ZM159 121H161V119L159 118ZM182 122H180L179 121V123H178V125H179V127H183L184 125H185V123L183 122V120H181ZM18 122V123H17ZM255 122V123H254ZM257 122V123H256ZM17 123V124H16ZM100 123V124H99ZM18 125V126H17ZM262 128H261V127ZM96 127V128H95ZM145 127V126H144ZM18 128V129H17ZM95 128V129H94ZM88 129V130H89ZM17 130V131H16ZM90 130L88 131V132H90ZM99 130V132H101V133H99V132H97ZM10 132H12V133H10ZM15 132V133H14ZM74 132H76L75 134H76V136L77 135H79V133L77 132V131H75L74 130ZM3 133V134H2ZM263 133V134H262ZM163 134H167V132L166 131H164L163 132ZM214 134V133H213ZM212 134V135H213ZM216 134V133H215ZM12 135V136H11ZM13 135H15L14 137H16V138H14L13 137ZM168 135V137L170 138V139H172V141L175 139V137L173 136V134H171V133H169V134H167ZM170 135V136H169ZM174 137V139H173V137ZM263 135V136H262ZM9 136V137H8ZM81 136V135H80ZM216 136V135H215ZM7 137V138H6ZM103 137V136H102ZM172 137V138H171ZM6 138V139H5ZM10 139V141H9V139ZM13 138H14V140H13ZM25 138V139H24ZM27 138V139H26ZM110 136L108 137L107 136V142H106V145H107V148H106V146H105V148L106 149H108L109 150V152L111 153L112 151L111 150H113V153H114V151H115V149H117V147H118V144L115 142V140L114 139H112V138H110L111 139V141H110ZM148 138V137H147ZM159 138H161L160 140L158 139L157 141L159 142L160 141V144L159 145H161V146H165L166 147V144H165V141L163 140L162 141V137L160 136ZM222 138V137H221ZM260 138V139H259ZM263 138V139H262ZM4 139V140H3ZM20 139V140H19ZM84 138L82 137V140H83ZM149 139V138H148ZM190 139H193V137L191 138L190 137ZM209 139V140H208ZM213 139V140H212ZM208 138L207 137V139H205V141H204V139L202 140L204 143L205 142H207L206 144H208L207 146H209V148H216L217 150H220V152H222L221 154H222V156H221V154H220V156L221 157H219V155H213L214 157L212 158V159H210L209 161H208V163H209V165L208 166H212V165H216L215 167V169H217V175L215 176L214 175V180L212 181V180H210V181H212V183H213V185L215 186H217L216 188H218V190L220 191L221 189H223L224 187V183H223V181H224V179H226L225 178V176H226V171H228V169H225L226 168V166L225 165H223V162H224V160H223V157H224V153H225V155L226 154H230V150L231 149H227V147L228 146H225L224 145V143H223V141H221V139H219V140H216V139H214V138ZM27 140V141H26ZM85 141H87V140H89V139H84ZM215 140H216V142H215ZM260 140V141H259ZM13 141V142H12ZM27 142V143H25V142ZM114 141V142H113ZM150 141H152V140H150ZM175 141V140H174ZM213 141V142H212ZM218 141V142H217ZM8 142V143H7ZM153 142V141H152ZM165 144H163V143ZM211 142H212V144H211ZM7 143V144H6ZM14 143V144H13ZM15 143L16 144H18V145H15ZM25 143V144H24ZM59 143V142H58ZM57 143V145H61V142L58 144ZM150 143V142H149ZM4 144V145H3ZM109 144V145H108ZM151 144V143H150ZM153 144V143H152ZM154 144H155V142H154ZM221 144V145H220ZM115 145V146H114ZM110 146L112 147V149L110 148ZM10 147V148H9ZM12 147V148H11ZM20 148V150H19V148ZM23 147H24V149H23ZM116 147V148H115ZM225 147V148H224ZM3 148V149H2ZM5 148V149H4ZM9 148V149H8ZM224 148V149H223ZM26 149V150H25ZM111 149V150H110ZM223 149V150H222ZM6 150V151H5ZM18 152H17V151ZM233 152H235L234 154L235 155H242V154H244V152H242L241 150H240V148H239V146H237V145H235L234 147H233ZM24 153H23V152ZM117 151V150H116ZM227 151H229V153H226ZM240 151V152H239ZM188 152H190L189 150H188ZM232 152V153H233ZM6 153V154H5ZM10 153V154H9ZM11 153H13V154H11ZM21 155V156H19V159H20V163H18L17 164V162H16V160H15V158L13 157V155ZM21 153V154H20ZM25 153H27V155L25 154ZM190 153H194L193 155L195 156V152L193 151V152H190ZM162 154L164 155V153H161V155L160 156H162ZM166 154V153H165ZM191 154V157H193L192 159L194 160L195 159V161H196V159L198 160V157L197 156H193ZM23 155V156H22ZM237 155V156H238ZM264 156V154L263 153H260V154H258L257 156ZM3 156V157H2ZM7 156V157H6ZM69 156V157H68ZM72 156V157H71ZM112 156H114L115 157V155L113 154ZM164 156H166V155H164ZM164 156L162 157V158H164ZM215 156H218V157H216L215 158ZM259 156V157H260ZM26 159H25V158ZM76 157V158H75ZM197 157V158H196ZM48 158H51L50 156H49V154H48ZM67 158H68V160L69 159H71V160H73V159H75V160H78L77 159V156H75L74 154H72L70 151H67ZM218 158H219V160H218ZM3 159V160H2ZM213 159H216V161L215 160H213ZM25 161L24 162V164H21V161ZM223 160V161H222ZM2 161V162H1ZM7 161H9V162H7ZM15 163H14V162ZM4 162V163H3ZM6 162V163H5ZM120 162V161H119ZM216 162V163H215ZM218 162L219 163H221V164H218ZM3 163V164H2ZM23 163V162H22ZM114 163V162H113ZM112 163V165L111 166H109V169L112 171L113 169H115V170H117L116 169V167L117 166H115L116 165V163H115V165ZM233 164V163H232ZM235 164V163H234ZM238 163H236V165H237ZM221 167H220V166ZM236 165H231V170H236L237 169V167H235L234 168V166H236ZM240 165V164H239ZM19 166V167H18ZM54 166V165H53ZM214 166H212V167H214ZM238 166V165H237ZM23 169H22V168ZM218 167V168H217ZM220 167V168H219ZM17 168H18V170H17ZM140 168V169H139ZM139 168H137V172L136 171H134L133 172V175L136 177H140L142 174H143V170H141V167H139ZM223 168V169H222ZM233 168V169H232ZM20 169V170H19ZM25 169H26V167H25ZM115 170H113V171H115ZM19 171V172H18ZM22 171V172H21ZM224 171V172H223ZM18 172V173H17ZM222 172L225 174H222ZM138 173V174H137ZM167 173V174H166ZM221 173V174H220ZM19 174H20V176H19ZM18 175V176H17ZM223 175H224V177H223ZM86 176H88V175H86ZM163 176V177H162ZM161 176V180L163 181V183L164 182H166V181H168V182H166V185H168V184H171V180H172V178H171V175H170V172H169V174H168V171L167 172H165V174H163ZM167 176V177H166ZM136 177V178H137ZM166 177V178H165ZM217 177H219V178H217ZM222 177V179H223V181L221 182L220 181V178ZM24 178V177H23ZM252 178V179H251ZM254 178V179H253ZM209 179L210 178H207V179H205V180H208L209 181ZM212 179V178H211ZM221 179V180H222ZM246 179V180H245ZM244 179V181H246L245 182V184H244V187H242V189H239V188H237V190L239 191V193H240V190H241V196H243L242 198H245L244 200L245 201H243V203L245 202V204H246V201L248 202V201H250L251 199L250 198H252V200L251 201H254V203L256 204V207H257V209H259V210H257L256 211V216L254 215V217H255V220L253 221V224H255L254 226H256L257 224H259L258 226H260L261 224H263L262 226H260V229L258 228V230H257V233L256 234H258V232H259V234H258V236H256L257 238H255L256 239V241H257V243L259 242H261L260 244H257L256 245V247L257 248H259V250L257 249V248H255V249H257L258 250V252H255V253H253L255 256H253V254H251L252 253V247H251V245L249 244V243H245V242H243V244H242V239H243V237H240V239H239V241H238V244L236 243L235 245H234V247H233V249H232V251H231V253L232 252H241V253H236V254H238L239 255V257L237 256L236 257V259H238V260H236L235 259V261H237L239 264H248L247 262H248V260L250 259V257H251V260H250V262L252 263V264H264V254H263V252H264V248L262 247L264 244V242H262V239H264V231H263V228H264V209L262 210V208H264V180L263 181H261L260 179H259V181H258V179H257V177H256V179H255V177L253 176H247L246 175V178ZM250 179V180H249ZM129 181H131L130 179H129ZM171 181V182H170ZM215 181V182H214ZM20 182V183H19ZM132 183H134L133 181H131ZM207 182V181H206ZM218 182H220V184H222V187L220 186V184L218 183ZM251 182V183H250ZM168 183V184H167ZM211 183V184H212ZM18 184H16V185H18ZM108 185V187H113V184L111 183V185L112 186H110L109 185V183H107ZM3 185V184H2ZM1 184H0V186H2ZM169 186V185H168ZM3 187V186H2ZM220 187V188H219ZM244 188V189H243ZM249 188H251V190L249 189ZM18 189V188H17ZM185 188H184V186H183V190H184ZM19 190V189H18ZM17 190V191H18ZM185 190H187V188L185 189ZM20 191V190H19ZM139 192V193H138ZM137 193H135V195L137 196L136 198L140 201V203L142 204V206H143V208L145 209V210H147L146 211V213L148 214V213H150L151 212V214H153V209L151 208V206L149 205V202H148V197L147 196H143V194H142V192H140V191H138ZM255 192V193H254ZM18 194H19V192H17ZM141 193V194H140ZM184 193H186V192H184ZM183 193V194H184ZM245 193V194H244ZM252 193H253V195H252ZM244 194V195H243ZM251 194V195H250ZM20 195V194H19ZM186 195V194H185ZM218 195V194H217ZM217 195H215L216 197H217ZM3 196V195H2ZM139 196V197H138ZM253 196V197H252ZM258 196V197H257ZM144 197V198H143ZM218 198V197H217ZM44 199V198H43ZM43 199H40V201L41 202H39V204L41 205V203L43 204V205H45V203H46V200H45V202H44V200ZM184 199H187V196H186V198H185V196H184ZM208 199H211V200H208ZM212 199H215V197L213 196H211L210 198L208 197L206 200H208V201H211V203L209 204V202L207 203V205H205L206 207H205V217L203 216V218L201 217V213H200V209L199 208H197L198 206H196V205H192V206H190V207H188V212H189V214H190V216H189V220L192 222V223H194L193 221H196L197 223H195V224H193V225H195L196 226V224H197V226L196 227H199L200 228V226H202L204 223H205V239H203V240H205V244H203V242H201L200 240V243H199V241H198V237H194V238H191V239H189V242H192V244L193 245H195V246H198L199 247V245H198V243L200 244V247H202V249H204L205 250V256L204 255H202V257H201V254H199V252H195L194 250V252H191L189 255H188V258L189 259H191L190 261L191 262H189V263H182V264H220V262H221V260L223 259V257H225L224 255H226L227 253L223 250V234H222V226H221V224H222V222H221V216H220V214H219V212H220V210L217 208L218 207V205L217 204H215L214 202V200H212ZM247 199V200H246ZM248 199H250V200H248ZM243 200V199H242ZM257 200V201H256ZM212 201H214V202H212ZM147 202V203H146ZM249 203V202H248ZM245 204H243V208L245 207L244 205ZM42 205V206H43ZM216 205V206H215ZM261 205L263 206V207H261ZM146 207V208H145ZM216 207V208H215ZM246 207H248V204L246 205ZM191 208V209H190ZM151 209V210H150ZM208 209V210H207ZM261 210H262V212H261ZM24 212H22V214L23 213H25V215L24 216H26V214H28V212H26L27 210H23ZM148 211H150V212H148ZM259 211V212H258ZM213 212V213H212ZM98 213V212H97ZM100 213V214H99ZM98 213V215L97 214H95V218H96V221H97V224H98V229L96 230V233H97V235L99 234V236H102V237H104L105 239H106V241L107 242H111V240H109L110 239V237L112 236V235H114V233H115V231L117 232V230H116V226H114V225H112V226H110V229L109 228H107V226L106 225H103V224H105V213H102V212H99ZM30 214V213H29ZM233 214L234 213H232V217H234L233 216ZM260 214V215H259ZM40 216L42 215V214H39ZM103 215V216H102ZM146 215V214H145ZM167 216V214H166V212H160L159 213V216ZM208 215V216H207ZM218 215V216H217ZM235 215V214H234ZM38 217L37 215L36 216H34V217H37V219L38 220H36V218H34L35 220H36V222H38L39 220H41V218H46L44 215L42 216V217ZM139 216V218H140V220H144V215H142L143 216V218H142V216H140V215H138ZM220 216V218H218ZM98 217V218H97ZM211 217V218H210ZM245 217V218H244ZM48 218V217H47ZM99 218H101V219H99ZM138 218V219H139ZM215 218V219H214ZM246 216H243V220L241 219L240 221H238V222H243L244 221V219H245V221L244 222H247V220H246ZM261 218V219H260ZM49 219V218H48ZM234 219H235V217H234ZM233 218H232V220H234ZM147 220V219H146ZM146 220H144V222L146 221ZM202 220H205V222H203ZM214 220V221H213ZM259 220V221H258ZM45 224V225H47V226H45L44 224H42V222ZM41 221H39L37 224H41L40 225V227L41 226H43V227H41L43 230H45V232H47L46 231V229L48 230V232L50 231L51 233V235L50 234H46V235H44V236H46L45 238H44V236H42L43 237V240H42V238L40 237L41 235H38V233H36V232H34L35 230H34V228H30L29 226V228H27L28 230H26V231H28L27 232V234H31L32 236L34 235V233L36 234V237H38L39 239L41 238V240H42V242L44 243H42V244H40L41 246H44V247H41L42 249H43V252H44V249L47 247V245H49V242H50V244H54V241H55V239H53V236H52V232H53V230L55 231V229L53 228V226L55 225V223L57 224V222H55V220H50L51 222H50V225H49V222H48V220H46V219H44V220H41ZM48 222V223H46V222ZM52 221H54V222H52ZM150 220L148 219L145 223H146V226H147V229H148V231H150V232H148V235H146V236H148V237H146V236H144V237H141L140 235H138V237H137V235L136 234H134V235H129V237H128V240H129V243H130V241L132 242L133 240L134 241H137L136 242V244L137 243H140V242H143V240H144V242H148V243H152V244H154V247L156 248L157 247V249L159 250L158 251V255L159 256H161V257H164L165 255H166V253L168 254V256H169V254H170V252H171V250H170V248H169V243H168V236H167V233L166 232H164V231H166L165 229H158V228H160L159 227V223L156 221V222H149ZM249 221V220H248ZM258 221V222H257ZM263 221V222H262ZM19 222V221H18ZM18 222H15L14 223V226H12V230L10 229L8 232H9V235L11 236H13V235H17V231H19L20 229H21V227H20V222L18 223ZM203 222V223H202ZM219 222V223H218ZM255 222V223H254ZM257 222V223H256ZM149 223V224H148ZM215 223V224H214ZM221 223V224H220ZM19 226H17V225ZM54 224V225H53ZM202 224V225H201ZM218 224H220V226L218 225ZM253 224L251 225V226H253ZM53 225V226H52ZM154 225H155V227H157V229L154 227ZM200 225V226H199ZM237 225V224H236ZM114 226V227H113ZM218 226H219V228H218ZM253 226V227H254ZM14 227V228H13ZM19 229H18V228ZM38 227H39V225H38ZM46 227V228H45ZM55 227V226H54ZM104 227V228H103ZM106 227V228H105ZM152 227V228H151ZM253 227H251V228H253ZM261 227H263V228H261ZM40 228V229H41ZM45 228V229H44ZM51 228V230H49V229ZM56 228V227H55ZM114 228V229H113ZM199 228H198V231H199ZM217 228V229H216ZM233 228H235V230L234 229H232V231H231V233L233 232V230H234V232H233V234H236L237 235V233L239 232V235H241L240 233H243V234H245L244 236H249L250 235V233H252L253 234V232H252V230L250 231V230H248V229H246L245 230V228H244V230H240L239 231V228L237 227H233ZM34 230V231H31V230ZM105 229H109L108 231H106ZM112 229V230H111ZM155 230V232L157 233V235H156V233L154 234L153 233V231ZM211 229V230H210ZM237 229V230H236ZM14 230H15V232H14ZM73 230H74V228H73ZM71 231V234L73 233V235L75 234V235H77L74 231H76V230H74V231ZM153 230V231H152ZM158 230V231H157ZM159 230H162V231H159ZM200 230H201V228H200ZM14 232V234H10V232L11 233H13ZM101 231H102V233H101ZM111 231V232H110ZM238 231V232H237ZM31 232V233H30ZM152 232V233H151ZM159 232V233H158ZM196 232H197V229H196ZM217 232V233H216ZM235 232H237V233H235ZM247 234H246V233ZM248 232H250L249 233V235H248ZM110 233V234H109ZM213 233H215V234H213ZM220 233V234H219ZM261 233V234H260ZM263 233V234H262ZM107 234H109V235H111L110 237L107 235ZM153 234H154V237H153ZM82 235H84V234H81L80 233V235H78V237L77 238H75V239H82L83 238V236ZM151 235H152V238H151ZM238 235V236H239ZM52 236V237H51ZM82 238H81V237ZM109 237V239H108V237ZM150 236V237H149ZM212 236V237H211ZM243 236V235H242ZM262 236H263V238H262ZM75 237V236H74ZM73 237V238H74ZM134 237V238H133ZM146 237V238H145ZM222 237V238H221ZM261 237V238H260ZM9 238V237H8ZM48 239V240H45V239ZM112 238V237H111ZM145 238V239H144ZM149 238H151V239H149ZM212 238V239H211ZM260 238V239H259ZM50 239H52V240H50ZM148 239V240H147ZM194 239V240H193ZM197 239V240H196ZM109 240V241H108ZM127 240V241H128ZM146 240V241H145ZM158 240V241H157ZM221 240V241H220ZM10 241H13V239L11 240H8V241H6L5 243V245H6V247H7V245L9 244H7V242H10ZM40 241V240H39ZM51 241H52V243H51ZM140 241V242H139ZM14 242H16L15 240L13 241V243ZM46 242H48V244L46 243ZM196 242H197V244H196ZM219 242V243H218ZM12 243V246L9 244V246H8V248H10V246L13 248L14 247V244ZM202 243V244H201ZM93 244H94V250H93V252L92 253H97L98 254V256H99V253L101 252V253H103L101 250H99V246L100 245H98L97 243H95V242H93ZM97 244V245H96ZM160 244V245H159ZM166 244V245H165ZM220 244V245H219ZM240 244V245H239ZM263 244V245H262ZM156 245V246H155ZM158 245V246H157ZM204 245H205V247H204ZM208 245V246H207ZM250 245V246H249ZM51 245H49L47 248H46V250H49V247H50ZM96 246H98V248L96 247ZM245 246V247H244ZM261 246V247H260ZM219 247V248H218ZM222 247V248H221ZM239 247V248H238ZM246 247H247V249H246ZM12 248H10V249H12ZM135 248V247H134ZM133 248V250H134V252L131 250V252H133L131 255H133V256H135V254H137V253H139V251L140 250H138L137 248V250L136 249H134ZM166 248V249H165ZM168 248V249H167ZM238 248V249H237ZM242 248V249H241ZM251 248V249H250ZM21 250H19V248H18V250L20 251L19 253H17V255H21V254H23L24 255V252H23V249H22V247L20 248ZM96 249H97V251H96ZM45 250V251H46ZM161 250V251H160ZM163 250V251H162ZM168 250H170V251H168ZM214 250V251H213ZM216 250V251H215ZM236 250V251H235ZM241 250V251H240ZM50 251V250H49ZM67 251V252H66ZM105 251V250H104ZM263 251V252H262ZM48 252V251H47ZM70 252V253H69ZM159 252H161V253H159ZM164 252V253H163ZM169 252V253H168ZM221 252V253H220ZM66 253H68L67 255H66ZM95 253V254H96ZM101 253H100V255H101ZM105 253V252H104ZM223 253V254H222ZM235 253H234V256H235ZM243 253V255H244V257H243V255H241ZM247 253V254H246ZM259 253V254H258ZM65 255L63 256L64 257V259H65V261H67V260H69L71 257H72V252L68 249H65V253H64ZM70 254V255H69ZM96 254V255H97ZM164 254V255H163ZM195 254V255H194ZM222 254V255H221ZM249 254V255H248ZM251 254V255H250ZM258 254V255H257ZM96 255H94L93 254V256H95V257H97ZM139 255H142V254H139ZM171 255V254H170ZM190 255H192V256H190ZM207 255V256H206ZM214 255V256H213ZM260 255H261V257H262V259H261V257H260ZM22 256V255H21ZM66 256V257H65ZM69 256H70V258H69ZM132 256V257H133ZM195 256V257H194ZM228 255H226V257H227ZM229 256H230V258H232L231 257V255L229 254ZM246 256V257H245ZM95 257L94 258H92V259H95ZM136 257V256H135ZM221 257V258H220ZM47 258H49V257H47ZM69 258V259H68ZM212 258V259H211ZM215 258V259H214ZM243 258V259H242ZM256 258V259H255ZM71 259H73L72 261H74L73 262V264H75V262H76V264H77V259L73 256ZM70 259V260H71ZM131 258H129V261H128V264H137L136 262H133V261H135L133 258H132V260H130ZM247 260V262H246V260ZM255 259V260H254ZM244 260H245V262H244ZM253 260H254V263H253ZM200 261V262H199ZM205 261V262H204ZM130 262V263H129ZM160 262V261H159ZM202 262V263H201ZM219 262V263H218ZM258 262V263H257ZM167 264L165 261H162L161 260V262L160 263H158V262H156V264ZM250 263V264H251ZM66 264V263H65ZM155 264V263H154ZM170 264H172V263H170ZM173 264H181V263H173Z\"/></svg>",
    "mask_w": 264,
    "mask_h": 264
}]
</instances>
